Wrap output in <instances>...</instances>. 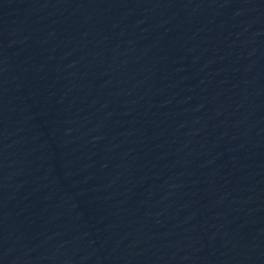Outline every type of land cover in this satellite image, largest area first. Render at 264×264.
Segmentation results:
<instances>
[{"label": "water", "instance_id": "water-1", "mask_svg": "<svg viewBox=\"0 0 264 264\" xmlns=\"http://www.w3.org/2000/svg\"><path fill=\"white\" fill-rule=\"evenodd\" d=\"M0 264H264V0H0Z\"/></svg>", "mask_w": 264, "mask_h": 264}]
</instances>
